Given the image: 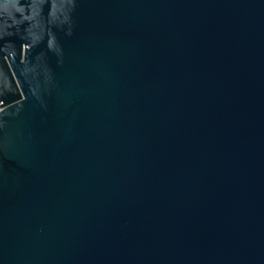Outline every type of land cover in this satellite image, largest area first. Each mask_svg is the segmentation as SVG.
<instances>
[{"label": "water", "instance_id": "1", "mask_svg": "<svg viewBox=\"0 0 264 264\" xmlns=\"http://www.w3.org/2000/svg\"><path fill=\"white\" fill-rule=\"evenodd\" d=\"M0 264H264V0H0Z\"/></svg>", "mask_w": 264, "mask_h": 264}]
</instances>
